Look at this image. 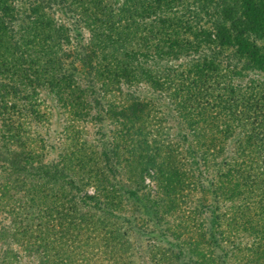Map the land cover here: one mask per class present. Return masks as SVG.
<instances>
[{"label":"rangeland","instance_id":"374dc122","mask_svg":"<svg viewBox=\"0 0 264 264\" xmlns=\"http://www.w3.org/2000/svg\"><path fill=\"white\" fill-rule=\"evenodd\" d=\"M10 1L0 181L6 168L63 176L26 179L41 198L18 190L0 208V264H264V185L254 178L264 159L256 140L224 131L244 106L264 109L254 50L241 44L233 55L231 38L209 65L214 44L197 34L214 16L190 15L195 0ZM243 32L264 61V31ZM227 83L241 96L232 116L212 98ZM226 168H250L247 183L236 186L237 172L224 183ZM176 172L182 181L170 179ZM11 222L36 237L2 233Z\"/></svg>","mask_w":264,"mask_h":264},{"label":"trees","instance_id":"16d2710c","mask_svg":"<svg viewBox=\"0 0 264 264\" xmlns=\"http://www.w3.org/2000/svg\"><path fill=\"white\" fill-rule=\"evenodd\" d=\"M42 1V0H40ZM45 3H49V1L52 0H44ZM75 1V0H74ZM85 2L86 4L92 3L93 0H76L74 2V8H81L82 2ZM102 0H96V4L99 5ZM158 3H160L162 0H156ZM62 4L64 3V0H61ZM10 0H0V24L3 27L8 28V30L11 32L12 30L10 29L11 26V20L12 17L15 15L13 13L14 11V6L10 4ZM197 6V11L199 13H196V10H189L190 15L195 14L196 19L198 18L199 14L203 15H208L210 16V13L214 16V19L212 20L211 23V28L212 30H207L203 32L202 34L198 35L199 37V43L201 42H211L214 45L212 46V50L209 53L208 58L206 60L209 62V65L213 63V55L214 53H218L220 50V47L222 45H227L230 43V39H233V42L237 39L236 41V50L235 54H238L239 52V47L242 44V47H244V44L248 47L254 50V54L256 56L254 63L256 65V68L259 70L264 71V61H261V55L256 51L257 49L255 48V43L254 44H249L246 42V34L243 32L245 29L248 30L249 32H254L256 31H264V0H212L211 4L208 5L206 0H195L193 2ZM66 8L69 9L68 5ZM28 9H31V7H28ZM37 11H34L32 14V18L36 19ZM209 13V14H208ZM78 13H76L77 15ZM27 19L28 16L24 14ZM33 15L35 17H33ZM217 15V17L215 16ZM223 16L224 19L227 20L228 25L227 28L220 24L217 20V18H221ZM201 20V17H200ZM195 21V20H194ZM34 23H37L34 21ZM197 22H194L196 24ZM259 33V32H258ZM243 35V36H242ZM195 36V35H194ZM216 48V51L213 52V49ZM195 51V50H194ZM249 53H253V51H250ZM49 61L47 59L46 63ZM45 69V68H44ZM46 71V70H43ZM124 74L125 68L122 69ZM264 73V72H263ZM230 78V77H229ZM264 89V88H263ZM262 89V90H263ZM234 89L230 86V84H226L225 86L222 87L221 90L217 88L216 93L212 92V98H217L220 103H225L222 107L226 110L225 116H232L233 113L231 114V110H233V107L235 104L233 103V99H237L238 96L237 94L234 93ZM264 91V90H263ZM248 99V97H247ZM247 104L248 101H245ZM134 109L137 107V104L134 102L128 106L129 109ZM255 106L251 105H246L244 106V111L241 112L240 115H235L234 117L229 119V122L226 124V127L224 128V131L227 132H236L238 133V140L239 137H242V140L245 143H249V141L256 140L254 143H256L255 147L258 149V155L256 158V161L260 158L264 159V115L261 116L260 119L256 118V113L249 114V111L253 109ZM257 108L256 110H259L260 112H264V109L261 107H255ZM260 135V138L257 139V136ZM30 152L27 153V156H21L20 160L27 161L29 160ZM262 156V157H261ZM262 166V165H261ZM29 167L30 164H29ZM42 167V168H40ZM37 166L35 168H6V176L3 178L4 181H0V208L2 209L8 205L7 203L9 202V198L11 197L12 192H17L18 190H22L23 192L30 193L31 199L35 204V199L41 198L40 195L35 193V190L38 188H32L30 186H26V179H39L42 180L44 179V182L48 180H52V182L57 181L58 179H62L63 176V168H43L44 166ZM263 168V166H262ZM5 169V168H4ZM227 169V168H226ZM250 168H228L225 170L222 174V177L224 178V183L228 182L227 180L233 176L237 172V177L238 174L242 176L241 180L239 181L238 184H243L247 183V181L244 180L246 178V175L248 174V170ZM264 170V169H263ZM260 171L259 174H257L255 178V182L258 180V175L261 174V178L258 180V184H263L264 185V172ZM182 174L180 172L172 173L170 174V179L177 181H182L181 176ZM253 178V179H254ZM43 182V183H44ZM262 191H259L261 195L264 197V187L261 188ZM225 190V189H224ZM228 194V190L225 191ZM130 194H133L134 192L129 191ZM259 195V194H258ZM30 199V200H31ZM6 203V204H5ZM170 207V206H169ZM168 207V208H169ZM9 211V210H6ZM21 227L24 229V232H28L30 228V224H26V226H21L19 222H11V225H6L4 229L1 231L2 233H9L12 235H15L16 228ZM25 234V237L29 239L31 237V234L33 233H27ZM38 233V232H36ZM35 234L32 236L34 237ZM36 237V236H35ZM39 237V234H38ZM29 244V243H28Z\"/></svg>","mask_w":264,"mask_h":264}]
</instances>
